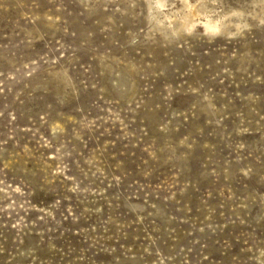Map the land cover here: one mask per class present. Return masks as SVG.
Wrapping results in <instances>:
<instances>
[{"label":"rangeland","instance_id":"1","mask_svg":"<svg viewBox=\"0 0 264 264\" xmlns=\"http://www.w3.org/2000/svg\"><path fill=\"white\" fill-rule=\"evenodd\" d=\"M0 264H264V0H0Z\"/></svg>","mask_w":264,"mask_h":264},{"label":"bare ground","instance_id":"2","mask_svg":"<svg viewBox=\"0 0 264 264\" xmlns=\"http://www.w3.org/2000/svg\"><path fill=\"white\" fill-rule=\"evenodd\" d=\"M188 14V13H187ZM201 14V12H200V10L198 9V8H191V11L189 12V14L188 15H186V17H185V20L183 21V23L181 24V29H183V27H186L185 26V24L189 21V20H191L194 16H196V15H200ZM197 17V16H196ZM217 21V20H216ZM195 22V21H194ZM170 24V23H169ZM189 26V25H188ZM190 26H191V24H190ZM205 26L207 27V29L208 30H211V31H214V32H216V31H219L220 29H221V25H218V24H216V23H213V22H210V21H207V22H205ZM186 28H188V27H186Z\"/></svg>","mask_w":264,"mask_h":264}]
</instances>
